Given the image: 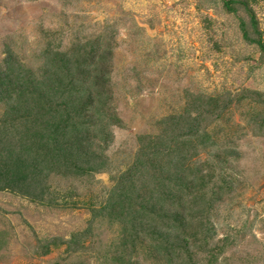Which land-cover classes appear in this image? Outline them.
Wrapping results in <instances>:
<instances>
[{"label": "rangeland", "instance_id": "374dc122", "mask_svg": "<svg viewBox=\"0 0 264 264\" xmlns=\"http://www.w3.org/2000/svg\"><path fill=\"white\" fill-rule=\"evenodd\" d=\"M231 1L258 28L224 0H0L6 84L52 72L103 106L85 130L48 98H0V169L27 146L53 171L0 192V264H174L158 230L179 263L264 264V0ZM141 209L169 229L130 234Z\"/></svg>", "mask_w": 264, "mask_h": 264}, {"label": "trees", "instance_id": "16d2710c", "mask_svg": "<svg viewBox=\"0 0 264 264\" xmlns=\"http://www.w3.org/2000/svg\"><path fill=\"white\" fill-rule=\"evenodd\" d=\"M224 2H225V7L230 12H233V13L236 12L237 9L234 8V5H236L239 1L235 2V1H231V0H224ZM239 3H240V5H242L245 8V11L248 12V14L251 16V21L253 23L252 24L253 27L258 28V21H257L255 11L253 12L252 9H250L247 2L240 1ZM250 35H251L250 31H248L245 28L244 36L246 37V39L248 41L250 40ZM252 43H254V42H252ZM255 43H257V45H259L261 52L264 55V43L262 42V40H259ZM60 63L62 66V65H65L69 62L66 63L65 60L63 58H61ZM67 65H71V62ZM52 70H54V69H52ZM23 73L28 74V76H24L21 79L17 80V82L20 83L18 85V88L15 87V85H14L15 83L10 84V85H8V83L6 84L5 79H4L5 74H0V98L1 99H4V98L10 99L11 97H12L11 99H13L14 95H16V97L19 99V102H20L23 99V97H25V99L27 98V100L29 101V98H28L29 95H32V97L37 95V97H36L37 101L41 102L42 104L46 98L51 100V101H49L47 106L46 105H44L43 107L40 106L39 107L40 111L47 109L46 113H50V112L54 111V108L58 107V104H61V106L64 107V109L71 108L72 110L79 112L80 116L78 118H75L76 119L75 123L68 121V119H67L68 117H66L67 121L63 122V124L66 123V126H65L66 128H68L69 126L73 127V125H74V126L82 127L86 130L87 127H90V124H88L87 119H85V113L89 112V111H95V107L98 110L97 116L100 115V113H101L100 110H102V108H103V106H101L100 96L97 95V98H98L97 101L96 100L91 101V103H90L91 108H90V106L82 100V98H84L82 96H85L90 91L85 92V89L79 88V85H81L80 82H78V84L75 83V85H73V87H72V90L69 88V86L63 88L62 85H61L62 87H59V89H55V85L57 83H53L54 79H53V76H51L53 73L50 72V74L48 75V78L46 80L42 78V87H41L39 85V83L37 85H35L33 83L34 80L32 79V77L36 76L34 74V72H28V71L26 72L23 70ZM60 73H62V75H63L64 70L58 69V71H56L57 75H59ZM38 82H41V81H38ZM30 83L33 84V86H36V90H33V87H31L29 85ZM58 83L59 84L63 83L62 78L58 80ZM26 85L27 86L29 85L31 90H27ZM61 90H63V91H61ZM56 91H58V93ZM41 92H42V94H41ZM91 92H93V91L91 90ZM57 95H61V99H62V95H64L65 101L62 102L61 99L57 98ZM67 99H69L71 101H68ZM55 100H58V101H55ZM72 100H73V102H72ZM57 102H60V103H57ZM96 118L98 119V117H96ZM73 128H75V127H73ZM20 138L21 139H19V140L21 141V145L23 146V138L22 137H20ZM179 140L182 141V139L180 137H179ZM19 147L21 148L20 145H19ZM21 153H22V155L19 157L20 159L18 158V162L14 163L13 165L11 164V162L7 163L8 169H3V168L0 169V192H3V191H12V192H16V193L22 192V191H20L19 188L15 187V184L18 183V180H21L22 181L21 183L23 185L24 182L26 181V179L30 180V178H31V182H30L31 186L30 187H33V186H35V184L32 181L31 176L35 173V170H38V172H40L44 169H49L51 167V162L49 163V160H51V155L49 158L47 157L48 159H45V162H43L41 164H36V167H35V164H34V161L32 160V158H35L38 160L37 156H39L40 151H38V149H33L31 147L29 148V147L25 146ZM47 161H48V163H47ZM30 163L34 164V165L30 166ZM38 165H39V167H38ZM51 172H53V171L51 169H49L48 173H46V174H50ZM22 193H24V192H22ZM170 194L166 195L164 197L163 202L166 201L165 198H167L168 200L172 199L173 196H170ZM136 202L137 201L132 200L131 197H126L125 200H123V203L126 206L125 207L121 206L119 208L120 209L119 213H117L118 205H116L113 208L114 211H111L110 214L112 216H116L117 214H122V213H127L128 215H131L130 210L128 209L127 206H130V208H135V207H137ZM125 211H127V212H125ZM142 212H143V210H142ZM143 214H145V213L144 212L142 213V217L141 218L139 217V219H138L139 221H135L136 223L131 225L130 228L128 226V231L130 229V231H129L130 234L135 235V233H140V230L142 229L141 227L143 225H145L146 223H153V225H155L157 228L159 227V228L163 229L166 227L167 229H169V227L166 225V223L162 224V225L159 223L161 221L160 218L158 220H157V218L156 219L149 218L146 221V223L140 222V221L144 220V219H142L144 217ZM176 220L178 221L177 218H176ZM154 233L160 235V239L157 240V243H159L157 245V250L161 251L160 249H164L165 252L172 253L174 264H186L185 262L179 263V250H182V247L179 248V246L171 244V242H170L171 239L169 237H167V235L162 236L160 234L161 233L160 230L154 231ZM132 244H136V243L133 242Z\"/></svg>", "mask_w": 264, "mask_h": 264}]
</instances>
